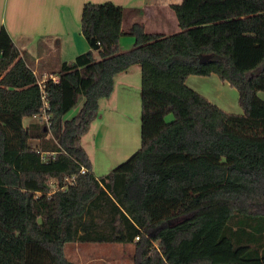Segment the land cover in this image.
<instances>
[{"label":"trees","instance_id":"16d2710c","mask_svg":"<svg viewBox=\"0 0 264 264\" xmlns=\"http://www.w3.org/2000/svg\"><path fill=\"white\" fill-rule=\"evenodd\" d=\"M173 10L180 31L164 35L124 30L128 10L111 2L85 4L81 33L100 49L46 82L50 130L24 125L41 113L38 76L2 26L0 264H73L75 243L133 245L135 264H264V0ZM124 36L135 38L126 52ZM135 65L141 146L97 177L82 138ZM211 75L238 91L242 115L186 84Z\"/></svg>","mask_w":264,"mask_h":264},{"label":"crops","instance_id":"0c3cea01","mask_svg":"<svg viewBox=\"0 0 264 264\" xmlns=\"http://www.w3.org/2000/svg\"><path fill=\"white\" fill-rule=\"evenodd\" d=\"M106 2L128 10L124 30L134 23L143 24L148 33L163 34L158 30L170 26L180 28L173 6L183 0H0V30L2 26L7 29L34 73L40 69L54 76L62 63L71 64L77 56L93 49L81 33L83 9L87 3ZM134 43V37H122L121 51H129ZM186 84L223 111L243 114L238 91L217 75L190 76ZM141 92V67L135 65L116 77L113 94L100 101L99 115L85 134L92 132V152H86L97 177L110 173L140 148ZM259 96L264 100V92Z\"/></svg>","mask_w":264,"mask_h":264},{"label":"rangeland","instance_id":"374dc122","mask_svg":"<svg viewBox=\"0 0 264 264\" xmlns=\"http://www.w3.org/2000/svg\"><path fill=\"white\" fill-rule=\"evenodd\" d=\"M158 31L164 35H173L178 33L180 28L178 30H174V28L170 26L168 28L159 29ZM32 67L35 68L34 65ZM37 74L38 80L43 79V76L47 75L43 74L40 69H37ZM49 77L50 76L47 75V78ZM77 109L78 107H76L74 111ZM72 114L73 111L70 113V115L72 116ZM37 122V119L34 117L26 118L24 120V125L29 126L30 124ZM91 137L92 132H89L83 137V144L86 147V151L89 153L92 152V147L90 145ZM65 250L68 259L73 264H135V249L133 245L109 243H75L68 244Z\"/></svg>","mask_w":264,"mask_h":264},{"label":"built area","instance_id":"2783aa9c","mask_svg":"<svg viewBox=\"0 0 264 264\" xmlns=\"http://www.w3.org/2000/svg\"><path fill=\"white\" fill-rule=\"evenodd\" d=\"M50 79L52 80L53 83L59 82L58 77L50 76L49 78H47V75H44L43 79L38 80V85H39V88L41 91L42 109H41L40 114L34 116V118L37 119V121L39 123L46 126L47 130H50V127H51V116L48 113L50 106H49V101H48V91H47V87H46V82ZM74 180H75V178H67L68 182H71ZM138 239L139 238H137V240Z\"/></svg>","mask_w":264,"mask_h":264},{"label":"water","instance_id":"95a60500","mask_svg":"<svg viewBox=\"0 0 264 264\" xmlns=\"http://www.w3.org/2000/svg\"><path fill=\"white\" fill-rule=\"evenodd\" d=\"M91 46H92L93 50H95V51L100 49V45L95 40L91 41Z\"/></svg>","mask_w":264,"mask_h":264}]
</instances>
